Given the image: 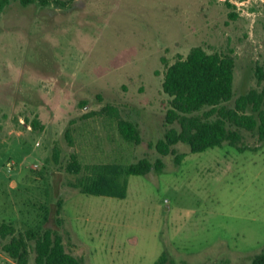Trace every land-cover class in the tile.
Here are the masks:
<instances>
[{
    "label": "rangeland",
    "instance_id": "rangeland-1",
    "mask_svg": "<svg viewBox=\"0 0 264 264\" xmlns=\"http://www.w3.org/2000/svg\"><path fill=\"white\" fill-rule=\"evenodd\" d=\"M194 46L236 57L233 106L264 66V0H10L0 10V224L56 229L84 264L164 253L252 264L264 250V140L241 129L237 145L157 148L179 127L166 120V68ZM120 117L138 124L140 143L122 136ZM74 153L78 175L67 170ZM144 157L165 167L129 176L125 198L71 185L94 165ZM4 242L0 264H18Z\"/></svg>",
    "mask_w": 264,
    "mask_h": 264
},
{
    "label": "trees",
    "instance_id": "trees-1",
    "mask_svg": "<svg viewBox=\"0 0 264 264\" xmlns=\"http://www.w3.org/2000/svg\"><path fill=\"white\" fill-rule=\"evenodd\" d=\"M9 1L0 0V10ZM21 1L28 4L34 0ZM72 1L57 0L64 5ZM235 66L233 54L209 52L203 46H194L186 56L167 66L163 89L171 99L166 120L179 127H169L165 139L157 144L162 155L175 154L173 146L179 142L187 144L195 153L225 142L237 145L243 138L241 129L257 132L264 140V66L256 67L257 86L239 95L231 106L228 102L235 95ZM113 110L111 106L104 108L108 113ZM118 128L126 140L141 142L137 123L120 117ZM183 156L177 155V161ZM55 159L58 161L59 152L55 153ZM164 167L162 157L155 161L144 157L129 164L104 163L94 165L91 173L78 177L71 185L86 194L125 198L129 176L151 171L161 173ZM67 170L77 175L83 171L76 153L71 155ZM0 239L5 240L2 249L18 264H29L32 255L35 264H84L81 258L66 250L62 234L51 227L22 231L14 223L3 221ZM154 264L180 263L170 261L164 253ZM252 264H264V250L253 258Z\"/></svg>",
    "mask_w": 264,
    "mask_h": 264
}]
</instances>
